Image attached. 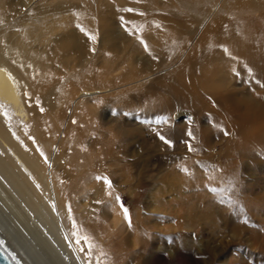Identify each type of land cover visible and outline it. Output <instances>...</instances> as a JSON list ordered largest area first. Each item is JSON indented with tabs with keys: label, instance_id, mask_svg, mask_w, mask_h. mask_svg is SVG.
Wrapping results in <instances>:
<instances>
[{
	"label": "bare ground",
	"instance_id": "bare-ground-1",
	"mask_svg": "<svg viewBox=\"0 0 264 264\" xmlns=\"http://www.w3.org/2000/svg\"><path fill=\"white\" fill-rule=\"evenodd\" d=\"M187 112L167 150L264 166V0H0V236L23 264H165L90 166Z\"/></svg>",
	"mask_w": 264,
	"mask_h": 264
},
{
	"label": "rangeland",
	"instance_id": "rangeland-1",
	"mask_svg": "<svg viewBox=\"0 0 264 264\" xmlns=\"http://www.w3.org/2000/svg\"><path fill=\"white\" fill-rule=\"evenodd\" d=\"M106 110L114 122V106L106 105ZM122 111L124 117L144 123L139 113ZM187 115L173 114L171 122L149 118L158 132L137 133L126 146L116 142L101 168L90 166L110 182L99 179L110 189L106 199L110 214L118 213L126 233L151 241L165 264H264V166L240 157L245 168L225 167L228 140L189 151L197 142L184 131L177 148L167 150L166 136L159 138L161 129L192 122V114ZM88 119L99 120L90 115ZM109 222L108 231L115 233L112 217ZM142 246L138 243L134 249ZM151 264H159L158 258Z\"/></svg>",
	"mask_w": 264,
	"mask_h": 264
},
{
	"label": "water",
	"instance_id": "water-1",
	"mask_svg": "<svg viewBox=\"0 0 264 264\" xmlns=\"http://www.w3.org/2000/svg\"><path fill=\"white\" fill-rule=\"evenodd\" d=\"M0 264H23L0 236Z\"/></svg>",
	"mask_w": 264,
	"mask_h": 264
},
{
	"label": "snow or ice",
	"instance_id": "snow-or-ice-1",
	"mask_svg": "<svg viewBox=\"0 0 264 264\" xmlns=\"http://www.w3.org/2000/svg\"><path fill=\"white\" fill-rule=\"evenodd\" d=\"M127 11L131 12V11H133V9H127ZM81 31H83V29H81ZM89 38H90V39H93V40L95 39L94 36H89ZM145 49L147 50V45H146V44H145ZM158 135H159V134H158ZM188 135L191 136V135H192L191 132H189ZM159 138H160L161 140H165V137H164L163 135H160ZM165 142L168 143V141H166V140H165ZM188 150H189V151H192V150H193V149L191 148V145H189V149H188ZM182 170L187 171V169H182ZM97 179H104V180H105V183H108V184L110 185V182L107 181L106 178L98 177ZM125 215L127 216V210H125Z\"/></svg>",
	"mask_w": 264,
	"mask_h": 264
}]
</instances>
